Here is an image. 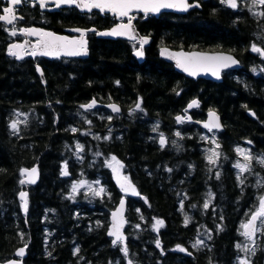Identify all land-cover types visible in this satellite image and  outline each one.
<instances>
[{
  "label": "trees",
  "instance_id": "16d2710c",
  "mask_svg": "<svg viewBox=\"0 0 264 264\" xmlns=\"http://www.w3.org/2000/svg\"><path fill=\"white\" fill-rule=\"evenodd\" d=\"M199 1L201 10L184 15L140 17L138 30L153 38L143 63L120 39L94 40L86 59L17 61L7 54L13 36L0 22V262L26 247L24 264H239L244 251L236 246L249 241L242 225L264 197V75L254 74L264 61L251 50L264 46V5ZM19 12L23 25L87 24L75 9L46 14L28 2ZM161 46L230 52L243 68L226 72L222 83L193 80L160 57ZM94 98L119 104L122 113L84 111L81 105ZM195 99L194 120L217 110L225 125L215 163L204 131L176 121ZM112 156L140 193L128 198L127 255L123 243L108 236L111 212L123 196L106 166ZM239 160L251 170L237 168ZM36 164L39 183L21 184L22 169ZM83 180L100 182L104 191L73 192ZM22 191L29 192L27 213ZM198 240L203 244L194 248ZM249 257L250 264H264V244Z\"/></svg>",
  "mask_w": 264,
  "mask_h": 264
},
{
  "label": "snow or ice",
  "instance_id": "6c2138e0",
  "mask_svg": "<svg viewBox=\"0 0 264 264\" xmlns=\"http://www.w3.org/2000/svg\"><path fill=\"white\" fill-rule=\"evenodd\" d=\"M9 4L11 6L4 7L2 9V12L4 14L0 15V21L6 22L8 25H13L14 22L17 19H22L23 17H17L15 14L16 7L21 5V3H27L28 0H8ZM48 0H38V3L41 8L46 7ZM222 3L227 4L231 8H237V0H221ZM53 3L57 8H59L61 5H75L79 8L87 9L88 11H91L93 8L99 9L101 11H112L118 13L120 16H128L129 12L132 9H141L144 12H159L162 8H178L180 10L186 11L189 7H192V5L187 3V0H53ZM253 6L256 5H264V0H252ZM260 15H264V12L260 13ZM75 31L80 32V29H75ZM132 31V25L131 20H129L128 24H121L117 28H113L110 32H103L99 33L100 35H112V36H124L129 35ZM23 34L29 35V36H40L42 39L39 41V43L32 49V51L28 52L25 49L24 44H13L9 47L8 52L10 55L16 56L19 59H22L25 54L36 56V55H43V56H59L61 54L69 55V56H76L86 53V40L83 39V35L81 36V39L79 40H68L66 37L57 36L54 33L51 32H44L39 29L34 28H25L22 30ZM12 36H16L17 32L15 29L11 31ZM146 42V40L144 41ZM27 41H25V44ZM253 52L260 53L264 55V49L256 47L255 45L252 46L251 49ZM137 56H143L142 51H137ZM238 64V61L235 60L231 56H193L190 57L188 60L183 61L180 63V66L184 68L185 71L190 72L191 75H197L200 71H211L214 76H217L219 78L220 70L223 68H229L232 65ZM255 71V69H253ZM118 83V82H117ZM95 100L92 101V103L87 105H81L82 108H93L95 106ZM194 106H198V101L193 100L189 105L188 108H192ZM112 110L114 112H119V108L115 105L111 106ZM136 109L143 111L141 108L140 103L136 104ZM211 117L210 122L205 123L204 127L208 128L209 130L214 128H219V118L215 116V113L209 114ZM111 119V117H109ZM178 121H182V117L176 118ZM11 127L13 129H17V122H13ZM155 130V129H154ZM177 136L180 135L179 132L176 133ZM161 145H164L166 143L165 139L161 135L160 138ZM250 143V142H249ZM219 145H217L218 147ZM77 147L82 148V145H77ZM236 151L238 153H241L244 155V159L246 161H251L252 157L247 154V150L237 148ZM213 156L219 157V153L213 151V155L209 156V160L212 163H215V160L213 159ZM115 159V158H113ZM261 163H264V159L260 161ZM122 167V165H121ZM236 167L239 168L241 171H250V165L249 164H240L237 162ZM116 170V169H114ZM171 171V169H169ZM37 169L33 168L31 169V172H29L28 169L22 170V175L24 173H28L29 183H35L34 175L36 174ZM64 175H68L67 171L64 172ZM124 180L127 182L128 186L125 187L124 184L121 185L125 189V191L131 190L133 195H139L138 192H136L135 187L131 185L130 182L127 181V177H124ZM21 184L25 183L24 180L20 181ZM80 185H74L73 186V192L76 191L77 187ZM104 191L103 188H101L98 192H94V195H100ZM26 193L21 192L20 197L23 201V207L24 211L27 212L28 205L27 201L25 199ZM211 195V194H210ZM203 207L207 209L209 207V203L205 202ZM121 208H123V203L121 204ZM116 214H114L115 216ZM189 218L185 217V224L188 223ZM260 221L261 225H264V197H261L260 205H259V211L254 212L251 215V218L249 221L242 225V228L244 229L242 235L245 236L251 244L254 246L255 241V235L258 231H261V227H258L257 221ZM123 221L119 224L113 225V230L109 232L110 236L115 237L113 240V244H116L117 242L123 243L125 240V237L122 235L120 228L122 226ZM162 221H157V225L162 224ZM158 230V228H157ZM157 246H160L159 240H157ZM203 241L198 240L196 244H193V247H198L199 245H202ZM180 251H186V249L177 246ZM237 248L241 249L245 253L251 251L253 254L255 252V247H249V245H240L238 244L236 246ZM78 251V250H77ZM25 252L24 248H21L17 255L23 256ZM123 252L125 255L128 253V249L125 246L123 248ZM131 264V262H129ZM240 264H249V262L245 259L240 262Z\"/></svg>",
  "mask_w": 264,
  "mask_h": 264
},
{
  "label": "water",
  "instance_id": "95a60500",
  "mask_svg": "<svg viewBox=\"0 0 264 264\" xmlns=\"http://www.w3.org/2000/svg\"><path fill=\"white\" fill-rule=\"evenodd\" d=\"M4 1L8 2V0H4ZM28 1L37 2V4L39 5L38 0H28ZM187 3L190 4V5H192V7H189L186 11L180 10L178 8H167V9L162 8L159 12H147L146 13V12H144L141 9H135L134 8V9H132L129 12L128 16H124V17H122L118 13L112 12V11H107V10L101 11V10L95 9V8H93L91 11H88L87 9L76 7L75 5H71V6L70 5H61L59 8H57L55 6V4L53 3V0H48L46 7H43V8L40 7V9L42 11L48 10L49 12H56V11L61 10L62 8L76 7V8L79 9V11L81 13H92L94 11H99V12H101L103 14L104 13H107V14H111L113 16H116L118 20L123 19V20H128V22H129V20H131L132 31H131V33L129 35L112 36V35H100L99 34V33H103V32H110L113 28H117L121 24H128V22H127V23L117 24L114 27H112L110 29H107V30L99 31L98 34H97V36L100 39H107V40L123 39V40H127V41H138V43L140 45V48L134 52V56H135V58L140 63H143L145 61L146 49L151 45V43L153 41V38L150 37V36H145V35H142L141 34V32L138 30L137 25L135 23L136 17L133 16V15L140 13V14H143L145 16L154 15V16L159 17L162 13H170V12H175L176 14L184 15V14H187L191 10H194V9L201 10L202 9V3L200 1H198V0H195V1L187 0ZM22 5H23V2L21 3V5L17 6L16 9L17 8H20ZM48 5H50L49 8H48ZM9 6H11V5L9 4L7 7H9ZM15 14L17 15V17H23V16L19 15L17 12H15ZM16 21L14 22V24L16 23ZM0 22H3V21H0ZM3 23H6V22H3ZM8 26H11V25H8ZM27 28H34V29L42 30L44 32H51V33H54L57 36L66 37L69 40V37L66 36V35L59 34V33H55L54 31L46 30V29H43L41 27L32 26V27H27ZM23 29H25V28H23ZM75 29H79V28L69 29L68 31L69 32H75V33L85 34V30L80 29L81 31L78 32V31H75ZM95 30H96L95 28L92 29V31H95ZM21 33L27 39V41L29 40V37H33L35 39H38L36 45L42 39V37H40V36H29V35L23 34V32H21ZM145 40H146V42H144ZM13 44H24V45H28V43H26V44L25 43H12V44H10L8 46V49ZM8 49H7V53H8V55H10L9 52H8ZM29 49H30V51H32L33 47H31L29 45ZM137 51H142L143 52V56H137L136 55ZM159 55H160V57L163 60H165L169 64L173 65L174 66V69L177 72H179V73L183 74L184 76H186L187 78H190V79H193V80L204 79V80H208V81H212V82H216V83H222L223 80H224L223 75H224L225 72H227V71H237V70H240L243 67L241 61L234 54H232L230 52H225V51H214V52H212V51H204V50H185V49H172L170 47H161L160 48V51H159ZM201 55H203V56H231L235 60L238 61V64L232 65L229 68H223V69H221L220 70V74H219V78L217 76H214L211 71H203V70L200 71L197 75L194 76V75H191L190 72L185 71L184 68L180 66V63L181 62L188 60L190 57H193V56H201ZM10 56H13V55H10ZM28 56L31 57V58H38L39 57V58H46V59H50V60L57 59V58H61V57H68V58H72V57H82V58H86V57L89 56V50L86 49V53L85 54L76 55V56H69V55H65V54H61L59 56H55V55H53V56H43V55L31 56V55L25 54L22 59H19L16 56L15 57H16V59L18 61H22L23 59H25ZM37 72H38V75H39L42 83L44 85H47V81H46V77H45V72H44V70H43V68H42L41 65H37ZM93 100H95L96 103H95V106L93 108H90V109H96L97 107L101 106V103L97 99H95V98L92 99L91 101H89L87 104L92 103ZM195 100L198 101V106H194L192 108H188V106H187L186 110L188 112H191L192 110L197 109L199 107L200 101L198 99H195ZM87 104H85V105H87ZM113 105L117 106L120 109L119 112H114L112 110V107L111 106H113ZM106 108L108 110H110L114 114H121L122 113L121 106L119 104H117V103H114V102L107 104L106 105ZM84 109L85 110H89L88 108H84ZM210 113H215V116L219 118V121L218 122L220 124V127L219 128H214V129H211L210 131H218V132L223 131L225 129V125H224V122H223V119H222L221 114L217 110H210L207 113V117L204 120H202V121H196L195 123L198 124L203 129L209 130L208 128H205L204 127V124L210 122V120H211V117L209 115ZM249 115L254 116V113L253 112H249ZM178 116L183 118L182 121H178L176 119L178 121V123H181L183 121H188V122H193L194 121L190 113H187L186 116H184V115H178ZM33 168H36L37 169V172L34 175L35 183H29L28 182V179H29L28 173H24L22 175V171H21V175L23 176V180L25 181V183H23V185L34 186V185H36V184L39 183V181L41 179V172H40L39 164H36L33 167H31V168H23L22 170L28 169L29 172H31V169H33ZM122 184H124L125 187L128 186V184H127L126 181H121V182L118 183V188L122 192L123 197L120 199L119 204L117 205L116 209L111 212V218H110L111 223H110L109 230H108V236L111 237V238H113V240H114L115 237L110 236L109 235V232H111L113 230V225L114 224H119V223H121V221H123L122 226L120 228V231H121L122 235L125 237V240L123 242V245L124 246H127L128 236H127V233H126V229H127V226H128V219H127L128 197H138L140 194L139 195H133L132 192H131V190L125 191V189L123 187H121ZM22 192H24V193L27 194L26 197H25V199L28 202L29 192L28 191H22ZM122 203H123V208H121V204ZM27 212H28V209H27ZM27 212H25V213H27ZM114 214H116V215L114 216ZM258 222H259V220L257 221V225H258ZM256 235H257V233H256ZM256 235H255V237H256ZM22 248L25 249L24 255L22 257L19 256V255H17V253L21 249L20 248L17 251V253H16V255H17L18 258H14V259H11V260H8V261H5V262H0V264H24V259L26 258V255H27V249H26V247H22Z\"/></svg>",
  "mask_w": 264,
  "mask_h": 264
},
{
  "label": "flooded vegetation",
  "instance_id": "af4514ba",
  "mask_svg": "<svg viewBox=\"0 0 264 264\" xmlns=\"http://www.w3.org/2000/svg\"><path fill=\"white\" fill-rule=\"evenodd\" d=\"M1 1L4 3L3 4L4 7L8 5L7 2H4L3 0H1ZM25 4L26 3H24L21 8H23L25 6ZM32 5H34V4L32 3ZM64 9H75V10H77L80 14H82V15L85 16V19L87 20V24L86 25H82V26L62 27V28H59L57 24L53 25L52 23H50V24L48 23V24H45V26H42V28H44L46 30L54 31L55 33H59V34L66 35V36L69 37V40H74V39L75 40H79V39H81V36L83 35V39L86 40V42H87L86 49L89 50V56H90V53H91V46H92L93 41L100 39L97 36V34H98L99 31H103V30L110 29V28L114 27L115 25H117L119 23H127L128 22V20H123V19L118 20L116 16H113V15L107 14V13H104L103 14V13H101L99 11H94L92 13H81L79 11V9L76 8V7L62 8L60 11H56V12L46 11L45 13L46 14H51V13L62 12V10H64ZM19 10H18V13H20ZM162 14H166V13H162ZM174 14H176V13H174ZM133 16L136 17V19H135L136 25H137V21L140 19V17H143L145 19H147L148 17H150V16L146 17V16L141 15V14H135ZM151 17H154V16H151ZM102 20H106L107 22L103 23V25H100L99 23ZM23 21H25V18H24V20L17 21L13 26L7 27V28H9L8 30L10 32L13 29H15L16 32H17V34H19L18 36H16L14 38V40L12 42H15L16 41V42H19V43H25V41H27V39L21 35V30L24 27H29V25L20 24ZM97 22H98V26H95V24H97ZM57 28H59V29H57ZM73 28H79V29L85 30V34L75 33V32H69L68 31L69 29H73ZM93 28H95L96 30L95 31H92ZM120 40H123V39H120ZM124 41H126V40H124ZM126 42H129V41H126ZM27 43H28V45L25 46V49L27 51H30V49H29L28 46L30 45L33 48L36 47L37 39H35L33 37H29V40L27 41ZM129 43H131V45L134 47V51L140 47V45H139V43L137 41H135V42H129ZM147 49H146V53H147ZM88 57H86V58H88ZM27 59H33V58L28 57ZM71 59L72 60H75V59L76 60H80V59H84V58H82V57H78V58L74 57V58H70V59L69 58H61V59H54V60H50V59H45V60H48V61H56V60H71ZM33 60H37V59H33ZM106 104L107 103H102L101 106H99L97 108V110H100V111L108 110L106 108ZM255 117H256V113H255V116L253 118H255ZM186 124H189V123H187V122H181V123H179L180 126L186 125ZM191 124H193V123H191Z\"/></svg>",
  "mask_w": 264,
  "mask_h": 264
},
{
  "label": "rangeland",
  "instance_id": "374dc122",
  "mask_svg": "<svg viewBox=\"0 0 264 264\" xmlns=\"http://www.w3.org/2000/svg\"><path fill=\"white\" fill-rule=\"evenodd\" d=\"M224 5H227L224 3ZM259 6V5H257ZM11 34V33H10ZM258 47V46H256ZM259 48H262L264 49V46H259ZM256 54L260 55L261 58L263 59L264 61V55L260 54V53H257L255 52ZM259 71H255L254 74H256L257 76H261V75H264V63L258 68ZM139 113H143L142 111H139ZM24 120V117L22 115H18L17 117V121H23ZM203 137L208 141L209 145H210V149H212L210 152L211 154L213 155V151L217 152V145L218 143L216 142L217 141V137H218V133H205V134H202ZM81 150V148H80ZM240 154V158H244V155H242L241 153ZM215 157V156H214ZM115 158V159H113ZM106 166L110 168V172L112 173L113 175V178L116 180V182H120L122 180H124V177H127V175L125 174V167L124 165L122 164V162L120 160H118L116 157H110L109 159H106ZM242 161L239 160V163H241ZM122 165V167H121ZM116 169V170H114ZM127 181H130L129 178L127 177ZM95 182V183H94ZM91 182V181H87V180H83L81 181L78 185H80L79 187H77V192L79 193V188H82L85 192H87L89 195H92V196H95L94 195V192H98L102 187L100 185V182ZM259 210V208H258ZM259 227H261V231H258V237L255 239L256 243L255 245L253 246L251 244V242L249 241H246L245 244L249 245V247H255V250L258 248V246H260L261 244H264V225H261V223L259 222ZM244 244V245H245ZM249 255H252V252L249 251L247 253H243V255L240 257L239 259V264L241 261L243 260H247L250 264V257Z\"/></svg>",
  "mask_w": 264,
  "mask_h": 264
}]
</instances>
